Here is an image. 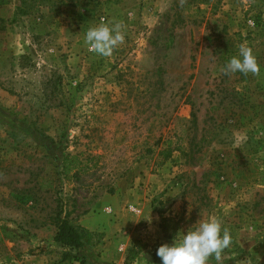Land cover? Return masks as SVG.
Wrapping results in <instances>:
<instances>
[{
    "label": "rangeland",
    "instance_id": "obj_1",
    "mask_svg": "<svg viewBox=\"0 0 264 264\" xmlns=\"http://www.w3.org/2000/svg\"><path fill=\"white\" fill-rule=\"evenodd\" d=\"M101 19L125 25L109 58L84 44ZM241 44L258 77L220 71ZM145 203L176 222L161 245L216 217L220 264H264V0H0V264L44 261L33 235L47 243L60 210L144 251Z\"/></svg>",
    "mask_w": 264,
    "mask_h": 264
},
{
    "label": "clouds",
    "instance_id": "obj_2",
    "mask_svg": "<svg viewBox=\"0 0 264 264\" xmlns=\"http://www.w3.org/2000/svg\"><path fill=\"white\" fill-rule=\"evenodd\" d=\"M186 3L187 0H179L181 8ZM124 29L123 21L105 22L101 19L98 25L86 31L84 44L90 52L109 58L124 44ZM220 71L224 75L239 72L245 76L251 74L258 77L260 65L251 47L241 44L238 56L232 57ZM195 225L186 234L182 233L179 240L175 238L172 245L165 243L157 249V256L162 264H209L212 258L220 264L224 251L233 242L230 230L222 227L221 221L216 217L202 218Z\"/></svg>",
    "mask_w": 264,
    "mask_h": 264
},
{
    "label": "crops",
    "instance_id": "obj_3",
    "mask_svg": "<svg viewBox=\"0 0 264 264\" xmlns=\"http://www.w3.org/2000/svg\"><path fill=\"white\" fill-rule=\"evenodd\" d=\"M141 208L142 209L140 210H143L148 217L147 223L148 224L153 223L154 224L153 226H155L154 228H155L156 240L155 241L150 240L149 242H147L149 246L145 247L144 251H142L135 260H137L138 264H140V262L142 261L145 262V264H149V260L151 259L154 251V247H152L151 245L152 244L161 245V242L165 239L159 228V222L160 219L163 217V215L158 212L154 213L151 210L150 205H147V203H145ZM103 221L104 220H102L101 216L91 212L87 214L84 218L79 220L76 224L80 225L81 227L91 232L108 233L110 227L107 223H104ZM53 236L47 243H45V241H43L42 239H39V241H37V238L33 235V249H36L38 247H49V245L52 244L50 245V249L48 252H46L48 248L44 250L43 253L45 254L44 261H42L39 264H58L57 262L55 263V258L50 254L51 252L54 254L53 252L54 250L52 251L51 249H56L61 253L69 252V257H65L64 255L62 256V261H61L62 263L60 264H125L127 263L126 259L128 255V247L121 244L119 246H116L114 250L113 249L111 250L110 247L111 244H113V242L109 241L108 235L103 236V239L100 241V243H94L92 245L85 243L83 247L78 250H68L62 248L60 244H57L53 241ZM33 264H38V263L33 262Z\"/></svg>",
    "mask_w": 264,
    "mask_h": 264
},
{
    "label": "trees",
    "instance_id": "obj_4",
    "mask_svg": "<svg viewBox=\"0 0 264 264\" xmlns=\"http://www.w3.org/2000/svg\"><path fill=\"white\" fill-rule=\"evenodd\" d=\"M252 1V0H251ZM162 155L165 160L170 158L171 151L163 150ZM63 171L64 173H69L78 168L77 159L75 157L66 156L63 158ZM55 228L56 232L53 236V241L60 244L62 248L68 250H78L83 247L85 243L92 245L97 243L102 235L100 233L91 232L80 225L76 224L74 221L69 220L67 216L62 217V211H58L55 217ZM159 228L163 237L166 239H173L176 235V222L171 218H161ZM157 246L152 254V259L156 260L157 256ZM141 249L132 248L127 256V263H132L141 253ZM66 257V255H65Z\"/></svg>",
    "mask_w": 264,
    "mask_h": 264
},
{
    "label": "built area",
    "instance_id": "obj_5",
    "mask_svg": "<svg viewBox=\"0 0 264 264\" xmlns=\"http://www.w3.org/2000/svg\"><path fill=\"white\" fill-rule=\"evenodd\" d=\"M130 210H131L132 212H136V210H135L134 208H131ZM105 211H106L107 213H110V212H111V210L108 209V208H107Z\"/></svg>",
    "mask_w": 264,
    "mask_h": 264
}]
</instances>
